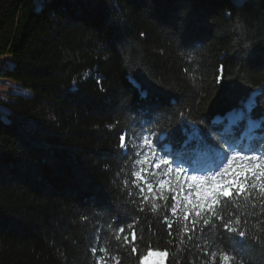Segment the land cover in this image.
<instances>
[{
    "label": "trees",
    "instance_id": "obj_1",
    "mask_svg": "<svg viewBox=\"0 0 264 264\" xmlns=\"http://www.w3.org/2000/svg\"><path fill=\"white\" fill-rule=\"evenodd\" d=\"M5 56L0 79L21 90L0 98V264H140L149 250L164 264H264V178L192 230L171 185L133 183L143 157L117 135L170 122L165 147L181 154L180 112L222 127L253 91L264 117V0H0ZM237 219L243 238L223 228Z\"/></svg>",
    "mask_w": 264,
    "mask_h": 264
},
{
    "label": "snow or ice",
    "instance_id": "obj_2",
    "mask_svg": "<svg viewBox=\"0 0 264 264\" xmlns=\"http://www.w3.org/2000/svg\"><path fill=\"white\" fill-rule=\"evenodd\" d=\"M143 35V34H141ZM258 92L253 91L246 101H240V107L233 109L226 117L218 118L213 121L214 125H222V127L208 128L207 125L200 121H189L188 116L184 112L178 114L180 127L185 129V136L182 143V153L177 154L168 150L165 146L170 143V138L174 136L176 128L172 123H168L167 127H159L158 130L140 126L139 133L121 130L118 135V147L124 150H135L137 163L141 166L140 171L134 173L136 180L133 183L140 187L141 184L147 183L145 179V164L151 168L154 165L156 171H161L165 176L174 174L177 177L183 175L186 180L183 183L178 182L176 189L187 191V205L183 211L184 219H188V212L194 213L197 218L192 222V230L200 222L205 214L214 218L222 219L216 211L222 200L229 199L235 193L239 195L245 192L246 186L250 179L260 180L264 178V117L254 118L252 112L256 107V96ZM159 124V122H157ZM203 125V127H201ZM111 127V126H110ZM145 131L147 134L145 135ZM261 133V135H257ZM136 140L138 143L129 144L128 141ZM247 143L248 146L244 147ZM231 154V155H229ZM170 157V159H169ZM248 161V165L233 171L231 166L235 160ZM227 160L220 172L215 169ZM197 165H203L197 167ZM197 172H207L209 175H196ZM231 173L232 179H225L222 183L216 180L217 176ZM189 173H192L189 175ZM154 174V173H149ZM187 183V189L184 184ZM208 185L207 187L205 185ZM255 185H252L254 187ZM159 188H165L164 179L160 180ZM149 193L153 192L151 184L147 185ZM143 192V188H140ZM193 194L195 199H193ZM162 200H169V197L163 192L160 193ZM143 201L148 200V196H143ZM158 205L153 203L152 210L155 211ZM177 206L171 207L173 214L177 213ZM204 225H209V219H202ZM235 223V227L233 226ZM240 220L235 222L229 220L223 224V228L230 233H235L239 237L245 236V231L241 230ZM171 228V225H169ZM123 233L124 229L121 228ZM119 239V236H117ZM124 240L128 242V237ZM136 240V233L132 232V241ZM136 252L135 247L132 248ZM96 252V248L92 249ZM153 253L149 251L148 255ZM157 255L164 256L166 253L160 252ZM215 255V253H213ZM224 264H228L230 257L227 254L222 256ZM99 264H105L103 257L100 258Z\"/></svg>",
    "mask_w": 264,
    "mask_h": 264
},
{
    "label": "rangeland",
    "instance_id": "obj_3",
    "mask_svg": "<svg viewBox=\"0 0 264 264\" xmlns=\"http://www.w3.org/2000/svg\"><path fill=\"white\" fill-rule=\"evenodd\" d=\"M11 60L10 56H5L0 58V70L2 68H4L5 65L9 64V61ZM21 89L19 88V85L16 82H13L11 80H4V79H0V98H5L7 96L8 92H14V91H20ZM24 91H29L28 89H24ZM0 110L1 111H7V107L6 105H4L3 103H0ZM248 161H241L239 159L235 160L232 162V170H238L246 165H248ZM149 165L145 164L144 168L146 169V173H145V179L147 181V183H145V186H147L148 184H151L152 187L154 186L155 188H159V183L161 179H164L165 181V187H167L168 185H171V187H173V189H176L177 183H183L186 180V177L181 175L179 177H177L176 175L170 176V175H164L161 171H156L154 168V165L151 167L152 171H150L147 167ZM221 169L217 172H220ZM154 173V174H149V173ZM192 173H189V175H191ZM196 175H209L210 173L207 172H197L195 173ZM225 179H232L231 173L229 172L226 175H221V176H217L216 180L219 182H223ZM206 187L208 186L207 184L205 185ZM184 188L187 189V183L184 184ZM175 195L174 198L176 200H179L183 203L184 208L187 205V200H185L184 198L186 196H188V192L185 191H180V190H176L174 191ZM193 199H195L194 194H193ZM149 251H151L153 254L152 255H148ZM141 259L140 264H164L165 263V258L166 255L164 256H160L157 255V253L163 252L166 253L165 251L162 250H149Z\"/></svg>",
    "mask_w": 264,
    "mask_h": 264
}]
</instances>
